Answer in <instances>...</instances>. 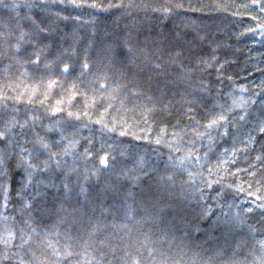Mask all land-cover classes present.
Returning <instances> with one entry per match:
<instances>
[{
  "label": "trees",
  "instance_id": "obj_1",
  "mask_svg": "<svg viewBox=\"0 0 264 264\" xmlns=\"http://www.w3.org/2000/svg\"><path fill=\"white\" fill-rule=\"evenodd\" d=\"M95 2L121 7L0 0V130L14 122L19 141L0 164V264H56L49 241L59 264H125L126 253L147 264L148 249L156 264H261L264 12L252 0H183L196 10L168 14L154 9L177 0ZM244 111L228 136L201 135Z\"/></svg>",
  "mask_w": 264,
  "mask_h": 264
},
{
  "label": "snow or ice",
  "instance_id": "obj_2",
  "mask_svg": "<svg viewBox=\"0 0 264 264\" xmlns=\"http://www.w3.org/2000/svg\"><path fill=\"white\" fill-rule=\"evenodd\" d=\"M69 3L73 6V7H76V8H80V7H90V8H98V7H121L120 4H111L109 3L107 6H104V5H100V4H97L95 2V0H93L92 3H87L86 0H81V2H78V0H69ZM252 5L253 6H256L259 8V10L261 12H264V0H252ZM245 7H247L248 5H244ZM16 7H19V5H16ZM175 8V9H185L186 11L187 10H196L195 7L189 3L187 5V7L185 6V4L183 3V0H177L176 3H174L173 5H171V7H168V6H165L163 7L162 9H154V10H161L163 11V13L165 14H168L172 11V9ZM250 31H255V29H250ZM35 63L39 64V58L37 57V59L34 61ZM84 68H88V64L85 63L83 65ZM64 72H67V66H65L64 68ZM103 79H107V77H103ZM53 83H55L54 81L53 82H50L48 84V87L51 88L53 86ZM100 87L102 89H105L107 90V85L106 84H103L101 83ZM116 89H114L115 91ZM244 89H241V91H243ZM61 103L60 101H57V104ZM252 103H255V101L253 100ZM111 107V104H109L106 108H105V112L108 111V108ZM55 112H59L61 111V109L59 107L55 108L54 109ZM69 116L72 115L71 112L68 113ZM85 116H88V113L87 111L84 113ZM264 115V114H262ZM248 116V112L247 111H244L243 113L241 114H238L237 117H229L228 115H226L225 113H220L218 114L215 118H213L207 125H206V128H205V132L204 133H201V135H208L209 136V141L211 142V133L208 131L209 129H212L213 126H217V131L219 132L221 129L223 130L222 132V135L223 136H228V125L229 123H232L235 119H239L240 121H245L246 120V117ZM36 117H33V121H35ZM77 119H79V116H77ZM105 120V116H104V113H101L100 114V118L97 119L95 121V123L97 124H101L102 121ZM27 122H25L26 124ZM13 127H14V122L11 126H6L4 128V130H0V164H3L4 162V158L5 156L10 153L13 145H19V141H16L14 139V133H13ZM25 127V125H21V129H23ZM34 127V125H33ZM103 127H107V124H103ZM256 129L259 131V133L261 134V139L264 140V119H258L257 120V125H256ZM108 131H118V129L115 128V125L113 126V128H109ZM126 131H119V135L120 136H124L126 135ZM34 135L36 136V140H35V143L37 145H39L40 148L44 149V150H49V143L48 141L44 138V137H40L38 133H35L34 132ZM249 135V141L248 143H252V141L255 139V137L252 136V133L249 132L248 133ZM157 143H160L159 139H157L156 141ZM209 150H211V148H209ZM21 151H26L25 149H21ZM66 151V150H65ZM87 151V150H86ZM227 151V149L225 150ZM55 153H52L49 151V156L50 158L52 156H54ZM232 156L235 157V151L232 152ZM257 159L259 160L260 157L258 156ZM195 160L198 162L200 160V157L199 156H196L195 157ZM102 164H104L105 166H107V157H103L100 161ZM224 163H227L228 161L225 160L223 161ZM233 163H235V160L233 159L232 161ZM59 162L57 161V164ZM34 165L31 164V163H28V168H33ZM45 170H47V168L45 167ZM242 169L240 168H237L236 171L234 173H232L236 179H240L238 173L241 171ZM209 171V174L211 175L212 173V169L209 168L208 169ZM251 175H255L256 173L255 172H252L250 173ZM32 173H29V183L31 182L30 181V177H31ZM192 176V173L190 172L189 173V177L191 178ZM220 183V180H216V181H213V180H206L205 183L207 184V187L208 188H211L212 187V184L213 183ZM224 185H221V187H223ZM228 187H232L231 184H228L227 185ZM5 196H4V199L5 201H7L8 199V196H7V186L5 185ZM243 188H242V185H238L237 188H236V191L237 192H240L242 191ZM83 191V190H82ZM200 196H201V199L204 198V192H203V189H200ZM251 195V193H249ZM216 195L217 196H221L222 193L217 190L216 192ZM256 199L257 200H261V199H264V197H261L259 195L256 196ZM219 202V201H217ZM231 207V205H230ZM258 208L264 210V204H259L257 205ZM253 209L251 207L247 208L246 211L248 212H251ZM211 213V207L207 204V202L205 201V203L202 205V211L200 213V215L204 216V215H208ZM130 215V214H129ZM222 215L226 216L227 214L226 213H222ZM219 219V218H217ZM30 227V225H29ZM33 232H35V229H32ZM22 234L20 236V240H21V244H20V247H24L25 244H28L32 237L30 235H25L23 234V229L21 230ZM12 239V235L11 233L9 234V239L8 241H5V243L11 241ZM48 247H50L52 249L51 251V255L56 257L57 258V261H56V264H59V258L61 257V252H60V249L56 248L54 245H52L51 241L48 242ZM261 249L262 251H264V242H261ZM73 255V252L70 250V248H66L64 253H63V256L64 257H71ZM34 256V254H33ZM126 257H128L129 259H126L125 260V264H144V261H142L141 258L139 257H136V256H132L131 253H126ZM147 260V264H156L154 258H153V251L151 249H148L147 250V257L145 258ZM20 264H25V261L23 259H21V262ZM28 264H32L31 261L28 262ZM37 264H44V262L42 261H37ZM89 264H91V262H89ZM160 264H166V262L164 261H161ZM261 264H264V260L261 261Z\"/></svg>",
  "mask_w": 264,
  "mask_h": 264
}]
</instances>
